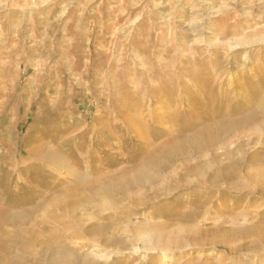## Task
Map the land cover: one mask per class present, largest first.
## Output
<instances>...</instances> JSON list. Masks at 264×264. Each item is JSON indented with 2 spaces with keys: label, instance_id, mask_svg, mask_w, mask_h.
<instances>
[{
  "label": "rangeland",
  "instance_id": "374dc122",
  "mask_svg": "<svg viewBox=\"0 0 264 264\" xmlns=\"http://www.w3.org/2000/svg\"><path fill=\"white\" fill-rule=\"evenodd\" d=\"M262 39L264 0H0V264H264Z\"/></svg>",
  "mask_w": 264,
  "mask_h": 264
},
{
  "label": "bare ground",
  "instance_id": "6f19581e",
  "mask_svg": "<svg viewBox=\"0 0 264 264\" xmlns=\"http://www.w3.org/2000/svg\"><path fill=\"white\" fill-rule=\"evenodd\" d=\"M256 43H264V39H262V40H260V41H258ZM249 45L250 44H240V45H237L235 47L236 48L237 47L242 48V47L249 46ZM231 48L234 49V46H232ZM212 119L218 120L220 118L217 119L214 116V117H212ZM249 120H252V121L256 122V125H255V127H253V130H251V131H248V132L242 131V132H244V134H246V135H249V134L250 135H253L254 133L259 132V131H261L263 129L264 123H261L259 121V118H257L256 115L255 116L254 115H251ZM221 123H223V122L220 120V122H217V123H214V124L215 125H220ZM245 123H246V121L236 122L235 123V126L236 127H235L234 131L237 128L241 127ZM209 125H211V124H209ZM209 125H207L206 128H208ZM203 132H205V130H203ZM242 132H238L237 133V136L239 138H241V139H242V136L239 135V134L242 133ZM232 134H233V132L230 130L229 132L225 133L224 135L218 134L215 137H210L208 139L201 138L198 144L196 142H193V148H196L199 151L203 150L204 148L214 149V150H217L218 153H221L222 151H226L225 154H231V153H233L234 147H233V143L231 141H229V138L231 137ZM251 150H254V148H251ZM142 176L143 175L140 174L139 175V178H141ZM257 176H258L257 178L261 179L264 182V174H258ZM149 225L150 224L141 225L139 227L137 226V229L139 228L138 229L137 238L140 241L144 242V243L152 242L153 245H154V250H156L157 248H160L162 245H164V243H166L165 242L166 239H165V237L162 234L156 233L154 230L150 229ZM109 241H110L109 239L105 240L103 242V245L104 246H107V243ZM95 245H96L97 248H101V243L100 244H95ZM147 251H149V250L147 249ZM79 252L80 251L77 252V251H73L71 249H65L64 251H60L59 250L58 252H55L54 253L53 263L54 264H65L66 263V260L68 259V256L70 257V256H76V255H78V257H79L81 255V252L80 253Z\"/></svg>",
  "mask_w": 264,
  "mask_h": 264
}]
</instances>
